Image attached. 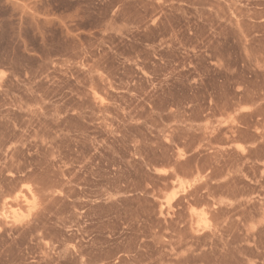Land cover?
Returning a JSON list of instances; mask_svg holds the SVG:
<instances>
[{
	"label": "rangeland",
	"instance_id": "374dc122",
	"mask_svg": "<svg viewBox=\"0 0 264 264\" xmlns=\"http://www.w3.org/2000/svg\"><path fill=\"white\" fill-rule=\"evenodd\" d=\"M0 264H264V0H0Z\"/></svg>",
	"mask_w": 264,
	"mask_h": 264
}]
</instances>
